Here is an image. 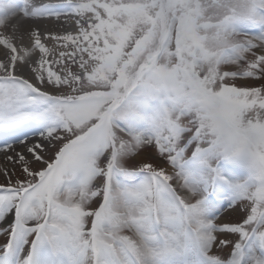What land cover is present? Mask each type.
Returning <instances> with one entry per match:
<instances>
[{"label":"snow or ice","instance_id":"snow-or-ice-1","mask_svg":"<svg viewBox=\"0 0 264 264\" xmlns=\"http://www.w3.org/2000/svg\"><path fill=\"white\" fill-rule=\"evenodd\" d=\"M0 264H264V0H0Z\"/></svg>","mask_w":264,"mask_h":264},{"label":"rangeland","instance_id":"rangeland-1","mask_svg":"<svg viewBox=\"0 0 264 264\" xmlns=\"http://www.w3.org/2000/svg\"><path fill=\"white\" fill-rule=\"evenodd\" d=\"M0 183H3V180L2 179H0Z\"/></svg>","mask_w":264,"mask_h":264}]
</instances>
